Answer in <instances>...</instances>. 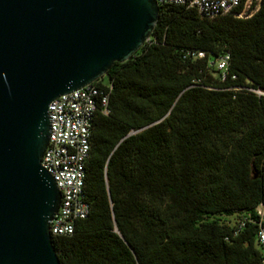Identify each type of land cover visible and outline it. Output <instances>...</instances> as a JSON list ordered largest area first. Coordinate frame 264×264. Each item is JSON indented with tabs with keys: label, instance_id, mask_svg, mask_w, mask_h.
<instances>
[{
	"label": "trees",
	"instance_id": "trees-1",
	"mask_svg": "<svg viewBox=\"0 0 264 264\" xmlns=\"http://www.w3.org/2000/svg\"><path fill=\"white\" fill-rule=\"evenodd\" d=\"M224 55L222 79L210 63ZM104 77L93 83L109 112L91 122L89 214L52 238L60 264H261L264 0L244 19L161 5L148 41Z\"/></svg>",
	"mask_w": 264,
	"mask_h": 264
},
{
	"label": "water",
	"instance_id": "water-1",
	"mask_svg": "<svg viewBox=\"0 0 264 264\" xmlns=\"http://www.w3.org/2000/svg\"><path fill=\"white\" fill-rule=\"evenodd\" d=\"M155 0H0V264H60L49 223L61 195L40 166L48 105L148 41Z\"/></svg>",
	"mask_w": 264,
	"mask_h": 264
},
{
	"label": "built area",
	"instance_id": "built-area-1",
	"mask_svg": "<svg viewBox=\"0 0 264 264\" xmlns=\"http://www.w3.org/2000/svg\"><path fill=\"white\" fill-rule=\"evenodd\" d=\"M158 6L173 5L194 10L200 17L213 19L224 15L248 18L259 7L260 0H155ZM197 57H203L202 52ZM228 56L210 63L225 77ZM108 94L91 84L64 94L53 100L47 108L49 118L48 144L42 154L40 166L52 177L61 199L57 212L49 223L53 237H69L75 223L85 219L89 206L82 199L84 166L89 155L92 119L100 109L108 114ZM257 217L256 242L264 264V200L254 210ZM252 222L250 215L238 221V228Z\"/></svg>",
	"mask_w": 264,
	"mask_h": 264
},
{
	"label": "rangeland",
	"instance_id": "rangeland-1",
	"mask_svg": "<svg viewBox=\"0 0 264 264\" xmlns=\"http://www.w3.org/2000/svg\"><path fill=\"white\" fill-rule=\"evenodd\" d=\"M101 81H102V82H105V77H102V78H101Z\"/></svg>",
	"mask_w": 264,
	"mask_h": 264
}]
</instances>
